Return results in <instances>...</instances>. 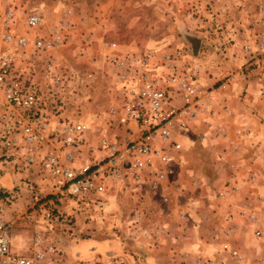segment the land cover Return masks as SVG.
Returning <instances> with one entry per match:
<instances>
[{"label":"rangeland","instance_id":"obj_1","mask_svg":"<svg viewBox=\"0 0 264 264\" xmlns=\"http://www.w3.org/2000/svg\"><path fill=\"white\" fill-rule=\"evenodd\" d=\"M8 1L17 15L14 30L29 45L35 35L47 41L59 29V46L36 59H31L29 48L15 64L32 75L37 91L46 96L52 120L79 116L90 123L93 145L106 128L108 45L128 54L146 49L158 57L173 54L180 71L194 74L207 91L215 90L212 111L200 112L180 139L173 180L156 196H139L111 181L100 206L70 198L58 204L37 165L26 169L22 158L16 164L13 152L0 151V209L9 223L12 251L28 257L41 237L69 264H195L199 257L214 264H264V51L258 50L264 35L259 6L264 0ZM6 7L0 2V49L5 48L1 17ZM30 14H40L43 24L28 29ZM187 35L200 39L196 55ZM249 45L251 50L245 51ZM48 57L63 77L61 98L47 94L50 82L43 62ZM90 72L98 77L94 82L77 83V76ZM75 90L79 104L72 102ZM51 106H56L54 111ZM170 186L186 191L176 207L161 200H171ZM48 211H59L61 220L46 219ZM136 212L142 213L140 228L148 236L134 233L137 224L130 219ZM230 215L235 231L224 237ZM112 240L123 245V251L102 260L107 247L100 244ZM230 251L243 259L237 262Z\"/></svg>","mask_w":264,"mask_h":264},{"label":"built area","instance_id":"obj_2","mask_svg":"<svg viewBox=\"0 0 264 264\" xmlns=\"http://www.w3.org/2000/svg\"><path fill=\"white\" fill-rule=\"evenodd\" d=\"M0 2L8 5L1 17L5 48L0 49V151L13 152L16 164L22 158L21 165L26 169L37 165L58 204L70 198L84 206H100L101 196L111 181L139 196H156L167 188L182 150L180 139L200 112L212 111L215 90L207 91L199 80L193 79L194 74L180 71L173 54L158 57L153 49L128 54L108 45L105 73L110 86L104 111L106 128L98 132V142L93 145L90 123L79 120V116L75 120H52L46 96L37 91L32 75L17 70L15 64L16 57H24L29 48L31 59H36L40 53L59 46L62 43L59 29L53 31L51 40L35 35L29 45V40L14 30L17 20L14 8L8 0ZM259 9L264 11V6ZM258 22L263 24L264 20ZM42 24L40 14L26 17L30 30ZM244 50H251V46H245ZM258 50L264 51V35L258 40ZM43 70L49 76L47 94L61 98L65 94L64 81L52 57L45 59ZM97 78L92 72L76 77L77 83L85 85ZM111 92L114 100H110ZM73 93L72 102L79 104L80 93L76 90ZM55 107L51 106V111ZM225 192H220V196ZM161 200L168 203L167 196ZM44 216L55 222L62 218L59 211H48ZM180 217L185 218L186 214L181 213ZM142 218L141 212L131 217V222L137 224L133 231L148 236L140 228ZM249 218L255 220L254 215ZM226 223L228 230L235 228L231 215ZM224 248L228 249V244ZM230 254L237 262L243 259L236 251ZM0 264L69 263L63 261L53 245L44 244L41 237L35 239L34 251L28 257L12 251L9 223L0 209ZM195 264L214 263L199 257Z\"/></svg>","mask_w":264,"mask_h":264},{"label":"crops","instance_id":"obj_3","mask_svg":"<svg viewBox=\"0 0 264 264\" xmlns=\"http://www.w3.org/2000/svg\"><path fill=\"white\" fill-rule=\"evenodd\" d=\"M173 183V182H172ZM172 188V198H171V200H170V198H169V196H168V206L169 205H171V204H173V205H175V207H176V205H177V200H178V198L180 197V196H182V195H184L185 194V192H183V193H181L180 191H177V190H175L174 188V186H170V188H168V190H170ZM126 191H130V190H126ZM136 198V197H135ZM188 204V203H187ZM122 205H123V203H122ZM131 205H132V203H131ZM137 207V206H136ZM110 211H113L112 209H110ZM110 219H112V221H115L116 220V217L115 216H111V218ZM234 225H235V223H234ZM226 230H228V228H224L223 229V231H222V236H224V237H228V236H231L230 234L232 233L233 234V232L235 231V228H230L229 230H228V236H226L225 235V231ZM114 242V243H113ZM99 244V243H98ZM108 244L110 245V246H108ZM118 244V241H116V240H112V241H108V242H104V243H101L100 245H104L103 247H107V249H106V252H105V255L106 256H103V258H102V260H105L106 258H109V257H112V256H114V255H116V254H118V253H120V252H122L123 251V249L122 248H124V246L122 245V247L121 246H119V244Z\"/></svg>","mask_w":264,"mask_h":264},{"label":"water","instance_id":"obj_4","mask_svg":"<svg viewBox=\"0 0 264 264\" xmlns=\"http://www.w3.org/2000/svg\"><path fill=\"white\" fill-rule=\"evenodd\" d=\"M186 40L188 41V43L191 46V51H192L193 55H196V53L199 49L200 39L187 35Z\"/></svg>","mask_w":264,"mask_h":264}]
</instances>
